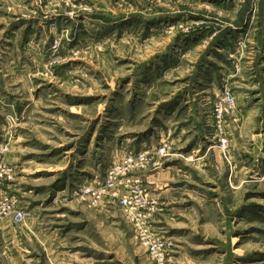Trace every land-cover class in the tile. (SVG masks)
<instances>
[{"label": "rangeland", "instance_id": "rangeland-1", "mask_svg": "<svg viewBox=\"0 0 264 264\" xmlns=\"http://www.w3.org/2000/svg\"><path fill=\"white\" fill-rule=\"evenodd\" d=\"M0 145L17 263L159 264L82 193L166 146L136 174L162 264H264V0H0Z\"/></svg>", "mask_w": 264, "mask_h": 264}, {"label": "built area", "instance_id": "built-area-1", "mask_svg": "<svg viewBox=\"0 0 264 264\" xmlns=\"http://www.w3.org/2000/svg\"><path fill=\"white\" fill-rule=\"evenodd\" d=\"M235 107V101L229 94L218 105L216 116L222 118L226 111ZM164 146L156 152L127 154L118 164L110 169L105 182L95 188L83 191V200L94 207L104 204H119L126 221L134 228L136 238L157 263H165L168 249L165 243L152 231L151 219L154 203L150 201L147 191L136 181L138 173L147 170L155 157L166 155ZM11 152L10 145H0V217L10 219L14 224H21L25 213L19 208L15 198L7 193V186L14 180L15 169L6 158Z\"/></svg>", "mask_w": 264, "mask_h": 264}, {"label": "crops", "instance_id": "crops-1", "mask_svg": "<svg viewBox=\"0 0 264 264\" xmlns=\"http://www.w3.org/2000/svg\"><path fill=\"white\" fill-rule=\"evenodd\" d=\"M3 220V219H2ZM11 224V225H10ZM10 224L6 223L5 221L0 222V235H2L3 237H8L9 241L11 243H9V245L14 244L10 250L7 249L9 251V253L7 254V258H8V264H29L27 262V260L22 259V261H19L18 263L16 262L15 256H16V251L15 250V243H16V233L17 232H25V235L22 237L23 241H26V238H28L27 240L30 239V234H27V231L25 229H22V226H16L13 224V222L10 220ZM27 234V236H26ZM20 257V256H18ZM19 259V258H18ZM20 260V259H19Z\"/></svg>", "mask_w": 264, "mask_h": 264}]
</instances>
